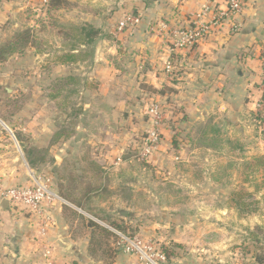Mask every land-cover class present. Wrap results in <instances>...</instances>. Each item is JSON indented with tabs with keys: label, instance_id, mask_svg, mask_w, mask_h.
I'll use <instances>...</instances> for the list:
<instances>
[{
	"label": "crops",
	"instance_id": "0c3cea01",
	"mask_svg": "<svg viewBox=\"0 0 264 264\" xmlns=\"http://www.w3.org/2000/svg\"><path fill=\"white\" fill-rule=\"evenodd\" d=\"M108 1L117 7L111 15L127 9L140 14L142 22L115 40L104 30L107 17L96 10L90 24L99 37L87 44L86 26L76 43L70 32L65 34V24L56 25L54 9L42 16V0H0V101L20 102L14 111L22 122L19 127L29 132L20 134L27 161L29 155L36 164L31 168L46 171L56 191L73 206L48 209L53 224L46 234L43 219L33 212L12 203L6 210L0 207V264H137L119 247L94 246L99 243L94 224L89 226L78 210L125 211L124 221L130 223L137 218L130 217L135 211H162L164 224L158 227L164 228L166 222L174 226L182 219L167 214L179 207L165 202V188L154 193L151 162L139 157L141 132L149 129V122L143 124L142 96L171 94L179 116L186 118L178 134L187 141L177 142V132L165 126L161 153L153 160L161 168L157 170L174 180L171 192L179 190L177 180L184 178L168 167L172 155L191 160L200 151L221 152L228 143L223 134L235 124L230 118L240 123L248 94H261L264 0H244L240 15L211 24L204 41L179 53L171 50L170 31L192 26L206 0ZM87 4L100 5V0ZM225 10L224 0H216L207 21L212 23ZM69 13L62 10L60 18ZM236 25L241 26L238 32ZM14 49L16 53L8 54ZM170 59L176 66L173 77L165 72ZM4 172L3 181L18 180L12 169Z\"/></svg>",
	"mask_w": 264,
	"mask_h": 264
},
{
	"label": "rangeland",
	"instance_id": "374dc122",
	"mask_svg": "<svg viewBox=\"0 0 264 264\" xmlns=\"http://www.w3.org/2000/svg\"><path fill=\"white\" fill-rule=\"evenodd\" d=\"M68 2L64 8L52 10V14L57 16L59 25L57 23L56 25L62 27L65 24V34L70 32V37H74L76 43L80 28L86 26L88 30H98L90 24L91 17L96 15V10L107 17L104 30L115 40L120 36L117 32L119 21L127 14L134 13L126 9L120 15L117 14L118 12L111 15L117 7H112L108 0H100V5L95 4L91 7L87 4L88 0ZM38 9L42 16L47 17L50 13L48 12L50 9L43 4V1ZM62 10H70L63 19L60 18ZM102 20L105 21V17ZM46 21H50L52 25L51 20ZM22 44L24 45V42ZM16 52L14 49L8 54ZM87 54L90 53L87 51ZM89 58L88 56L87 59ZM248 95L250 99H248L247 113L241 118L240 123L238 118H230L235 124L230 125L228 132L223 134L228 143H224L221 152L209 155L206 154V150L200 151L191 160L188 158L178 160L174 154L172 155L173 163L168 167L175 168L184 176L183 179L177 180L179 190L170 192L169 186L174 180L161 170H157L161 168L153 162L159 152L161 153L160 148L148 160L151 162L149 167L152 168L151 186L155 188L154 193L156 188H165L162 195L165 202L171 204V207H179L177 212L175 209L166 211L168 215L170 212L182 217L174 226L166 222V228L158 227L164 224L161 222L164 221L161 217L164 215L162 211L130 212L132 213L130 217H137L132 223L124 221L128 217H123L120 213L99 211L85 213L130 236H139L145 242L155 243L163 251L168 250L170 258L166 257V264H260L256 258L264 256V94ZM8 98L13 97L8 96ZM175 101L171 94H144L140 101L143 124L148 123L149 105L156 103L166 111L168 120L165 125L172 132H177L170 140L173 141L175 138L177 142L181 140L185 142L187 137L178 134V128L184 123L180 121L182 115V117L175 115L177 111L174 106ZM260 101L263 102L258 107ZM19 103V101L16 103L0 101V120L10 129L9 132L0 122V173L12 169L16 176L19 175L18 180L15 179L16 182L13 181L14 179L3 181V177H0L3 188L32 186V171L43 181L45 177H49L46 171L31 169L27 161L20 134L21 132L29 134V132L19 127L22 122L17 117L16 110L14 111ZM145 127L141 132L144 137L147 130V126ZM11 133L16 136L22 152ZM171 153H174L173 149ZM162 167L165 170L166 167L164 165ZM15 175L13 177H16ZM51 186L56 191L53 181ZM156 197L158 196H152L154 199ZM136 213L140 216H136ZM88 221L94 224V239L99 242L94 246L98 248L101 245L106 250H114L113 247H118L115 234L89 219ZM155 221L158 224H153ZM102 230L109 232L108 235L102 233ZM174 237L178 241L174 242ZM129 256L136 258L137 264H140L136 256Z\"/></svg>",
	"mask_w": 264,
	"mask_h": 264
},
{
	"label": "built area",
	"instance_id": "2783aa9c",
	"mask_svg": "<svg viewBox=\"0 0 264 264\" xmlns=\"http://www.w3.org/2000/svg\"><path fill=\"white\" fill-rule=\"evenodd\" d=\"M42 1L45 6H48L51 0ZM215 2L216 0H206L205 4H203L200 7V10L196 13L192 26L170 31L171 50L173 53L185 51L186 49L204 41L211 32V24L221 25L224 19L226 20L231 16L240 15L243 10L244 0H224L226 3V10L220 13L219 16L210 23L206 18ZM141 22L142 16L140 14H127L119 21L117 32L119 35H122L139 26ZM162 28L168 31V25L166 23H162ZM234 28V30L238 32L241 29V26L236 25ZM175 71V64L171 59L168 60L165 63L166 74L169 77H173ZM260 92L261 94H264V74L263 81L260 84ZM262 102L263 101H260L257 106L260 107ZM147 117L149 129L146 132V136L143 138L139 157L148 162L154 152L160 147L163 129L166 126L165 124L168 120V116H166V111L163 107L156 103H151L147 109ZM0 122L4 128L10 132V129L1 120ZM11 134L20 148L16 136L13 133ZM22 156L24 158L23 153ZM32 181L33 185L28 187L3 188L0 186V200L6 199L10 203L15 204L16 206H21L42 218V233L46 234L47 230L50 229L53 224L52 218L50 217V210L48 209L58 206H73L53 189L51 186V178L45 177L43 181L40 179L39 175L32 171ZM78 211L93 223L99 224L115 234L118 240V247L124 250L125 253L136 256L140 264H166V255L155 243L145 242L139 236H130L129 234L106 225L102 221L81 210Z\"/></svg>",
	"mask_w": 264,
	"mask_h": 264
},
{
	"label": "trees",
	"instance_id": "16d2710c",
	"mask_svg": "<svg viewBox=\"0 0 264 264\" xmlns=\"http://www.w3.org/2000/svg\"><path fill=\"white\" fill-rule=\"evenodd\" d=\"M68 4V1L67 0H51L49 5H48V8L49 9H58V8H64L66 5ZM86 32H87V38H88V42L87 44H90L97 36H98V32L97 31H94V30H88L86 28ZM163 93V92H161ZM176 116H179V112L177 111L175 113ZM185 116H183V118L180 120V121H185ZM28 161H29V164L34 166L35 167V163L32 161V159L29 157L28 155ZM102 233L108 235V233L104 230L101 231ZM165 255H167L166 257H169L170 258V253L168 252V250H165L163 251ZM257 261L258 263L260 264H264V256H258L257 258Z\"/></svg>",
	"mask_w": 264,
	"mask_h": 264
},
{
	"label": "water",
	"instance_id": "95a60500",
	"mask_svg": "<svg viewBox=\"0 0 264 264\" xmlns=\"http://www.w3.org/2000/svg\"><path fill=\"white\" fill-rule=\"evenodd\" d=\"M10 205V202L6 199H3L1 204H0V207L3 209V210H6L8 208V206ZM120 215L123 216V217H127L128 216V213L125 212V211H122L120 212ZM89 226H91V224H89Z\"/></svg>",
	"mask_w": 264,
	"mask_h": 264
}]
</instances>
